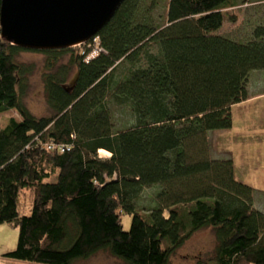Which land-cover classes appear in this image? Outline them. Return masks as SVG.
<instances>
[{
	"label": "trees",
	"instance_id": "obj_1",
	"mask_svg": "<svg viewBox=\"0 0 264 264\" xmlns=\"http://www.w3.org/2000/svg\"><path fill=\"white\" fill-rule=\"evenodd\" d=\"M234 2L167 0L159 25L156 0H124L83 51H38L49 108L41 117L22 101L29 67L17 61L35 50L0 32V114L20 117L0 126V225L18 233L6 259L74 264L108 252L123 264H173L194 233L209 229L212 255L194 264H264L255 190L236 180L231 158L200 155L204 135L230 129L232 106L249 99V74L264 70V26L246 42L218 34ZM111 105L130 111L128 126L114 129ZM154 186L157 205L139 211L141 193Z\"/></svg>",
	"mask_w": 264,
	"mask_h": 264
},
{
	"label": "rangeland",
	"instance_id": "obj_2",
	"mask_svg": "<svg viewBox=\"0 0 264 264\" xmlns=\"http://www.w3.org/2000/svg\"><path fill=\"white\" fill-rule=\"evenodd\" d=\"M150 5L152 0H145ZM157 5L152 12V19L156 24L164 23L167 0H156ZM235 6L224 10L226 21L218 34L246 42L252 39V33L258 26H264V0H235ZM228 17H234L236 22L231 23ZM77 52L83 51V46L71 47ZM156 51V48H152ZM35 51L21 52L17 61L29 67L27 85L22 101L30 112L37 116L49 114L44 93L43 74L45 73V55ZM68 57H64L66 63ZM122 73V70L120 71ZM72 71L70 79L73 78ZM249 99L232 106V127L227 130L209 131L204 135L203 151L200 155L209 160H233L234 175L237 181L249 185L253 192V206L264 211V70H254L248 77ZM114 129H122L132 121V115L127 108L111 105ZM14 118L20 120L15 110L0 114V126H4ZM101 159L109 158L106 151H98ZM159 186L145 188L138 199V210L147 212L149 206L157 205L156 193ZM23 209L28 208L22 206ZM131 216L122 215V225L125 231L129 230ZM13 230V229H12ZM215 240L209 229L194 233L184 245L172 256L173 264H194L195 256L204 260L211 257ZM74 264H123L112 257L108 252H99L85 260H78Z\"/></svg>",
	"mask_w": 264,
	"mask_h": 264
},
{
	"label": "water",
	"instance_id": "obj_3",
	"mask_svg": "<svg viewBox=\"0 0 264 264\" xmlns=\"http://www.w3.org/2000/svg\"><path fill=\"white\" fill-rule=\"evenodd\" d=\"M124 0H2L1 39L28 50L71 48L91 40Z\"/></svg>",
	"mask_w": 264,
	"mask_h": 264
},
{
	"label": "crops",
	"instance_id": "obj_4",
	"mask_svg": "<svg viewBox=\"0 0 264 264\" xmlns=\"http://www.w3.org/2000/svg\"><path fill=\"white\" fill-rule=\"evenodd\" d=\"M17 238L18 233L15 229L12 230V228L7 225H0V264H28L20 261L8 260L4 257L7 253L14 251L17 245Z\"/></svg>",
	"mask_w": 264,
	"mask_h": 264
},
{
	"label": "built area",
	"instance_id": "obj_5",
	"mask_svg": "<svg viewBox=\"0 0 264 264\" xmlns=\"http://www.w3.org/2000/svg\"><path fill=\"white\" fill-rule=\"evenodd\" d=\"M78 46H80V45H78ZM98 51H99L98 47H95L94 52L97 53ZM55 148H58V150H59L60 152H63L64 149H65L64 146H55L54 144H49V145L47 146V149H48V150H54Z\"/></svg>",
	"mask_w": 264,
	"mask_h": 264
},
{
	"label": "bare ground",
	"instance_id": "obj_6",
	"mask_svg": "<svg viewBox=\"0 0 264 264\" xmlns=\"http://www.w3.org/2000/svg\"><path fill=\"white\" fill-rule=\"evenodd\" d=\"M100 152H104L103 150H100Z\"/></svg>",
	"mask_w": 264,
	"mask_h": 264
}]
</instances>
